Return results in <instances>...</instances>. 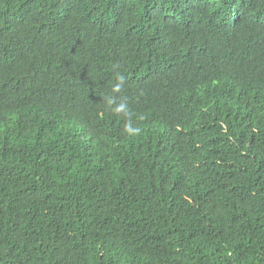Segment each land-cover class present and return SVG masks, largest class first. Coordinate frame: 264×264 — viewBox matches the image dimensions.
I'll return each mask as SVG.
<instances>
[{
    "label": "trees",
    "instance_id": "obj_1",
    "mask_svg": "<svg viewBox=\"0 0 264 264\" xmlns=\"http://www.w3.org/2000/svg\"><path fill=\"white\" fill-rule=\"evenodd\" d=\"M0 264H264V0H0Z\"/></svg>",
    "mask_w": 264,
    "mask_h": 264
},
{
    "label": "clouds",
    "instance_id": "obj_2",
    "mask_svg": "<svg viewBox=\"0 0 264 264\" xmlns=\"http://www.w3.org/2000/svg\"><path fill=\"white\" fill-rule=\"evenodd\" d=\"M117 87H119V85ZM125 109H126V105L124 103H121V104L118 105L116 111H125ZM129 131H131V132H138L139 129H131L130 128Z\"/></svg>",
    "mask_w": 264,
    "mask_h": 264
}]
</instances>
